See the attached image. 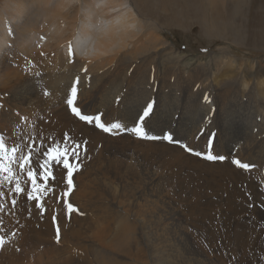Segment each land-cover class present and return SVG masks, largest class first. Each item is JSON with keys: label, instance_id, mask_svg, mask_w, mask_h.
I'll list each match as a JSON object with an SVG mask.
<instances>
[{"label": "bare ground", "instance_id": "bare-ground-1", "mask_svg": "<svg viewBox=\"0 0 264 264\" xmlns=\"http://www.w3.org/2000/svg\"><path fill=\"white\" fill-rule=\"evenodd\" d=\"M138 2L0 0V141L9 151L18 147L15 163L9 164L7 159L0 163L9 165L12 180H27V186L21 189L34 193L32 202L23 199L24 206L32 210L26 216L24 207H20L26 194L15 193V185L4 180L6 173L0 172V205H4V197L19 195L16 213L11 210L15 217L0 215V221L17 220L20 225L13 227L15 233L0 225V236L4 237L0 264H126L124 258L139 264H145L148 258L152 263L162 262L167 254L153 257L142 250V240L146 241L148 234L144 238L146 233L141 229L152 216L156 227L151 231L149 228L153 238L148 242L181 243L193 264H216L202 252L208 243L201 232L213 251L221 244L237 258L232 261L228 257L227 261L224 256H216L220 264H246L250 262L245 256L248 254L264 259V210H252L257 219L249 223L245 233L241 232L245 237L242 248H231L238 245L236 234L242 225L234 217L247 208L239 189L240 172L232 159H240L249 167L264 164V94L258 93L262 106L257 107V115H246L244 119L237 116L236 106L246 85L242 84L241 90L240 83L233 84L231 77L228 83L223 77L226 84L216 88V77L209 80L203 76L199 81L207 83L201 85L199 98H192L189 86L202 73L198 66L202 59L188 58V54L175 51L167 43V54L178 61L159 60L164 48L157 47L155 21L151 15H144ZM253 65L247 60L237 67L243 71L246 67L250 73ZM24 79L32 87L21 85ZM73 83L77 95L69 106ZM156 83L153 92L151 87ZM211 87L216 89L215 99L210 90L212 101L202 104V89ZM152 95L157 96V102L145 127L159 139L96 128L112 123L133 127ZM26 99L37 100L36 107L23 106ZM73 106L90 116L91 122L75 119L69 112ZM243 120L245 123L240 122ZM202 130L207 131L201 134ZM18 131L25 135L33 131V136L36 133L41 148H34L29 139L25 146L17 143ZM166 133H171L173 139L180 138L189 151L162 139ZM194 136L199 140L196 145H192ZM27 146L35 149L32 152L40 163L47 159L43 152L48 147L58 152L67 150L70 163L72 153H77L82 167L70 185L64 181L65 170L60 173L55 168L50 170L58 181H45L41 172H47L37 170L35 159L31 166L26 163L23 170L19 168V157L29 152ZM215 147L217 157L223 159L207 161L195 156L209 149L212 152ZM29 171L34 172L35 185L30 184ZM255 187L250 186L258 195ZM207 189L219 197L217 202L201 201L210 196ZM65 200L71 208L65 206ZM37 204L45 210L43 217ZM52 224L59 229V240ZM218 236L222 240L217 244Z\"/></svg>", "mask_w": 264, "mask_h": 264}, {"label": "rangeland", "instance_id": "rangeland-1", "mask_svg": "<svg viewBox=\"0 0 264 264\" xmlns=\"http://www.w3.org/2000/svg\"><path fill=\"white\" fill-rule=\"evenodd\" d=\"M130 1H132V2L139 1L138 2L140 5L139 7L142 10V12L144 13V15L147 17H149L151 15V18L155 21V29L154 30H156V31L155 32L153 31V34H155V36L159 38L156 41V42H158L157 43L158 46L157 45L156 46L159 49H160V47L164 48V50H162L163 51L162 55L159 54L160 55L159 60H161L162 62H170V63H173V62L176 63L178 61V59L175 58L174 56L169 57V55L167 54L168 50H166V47L169 46L168 44H170V46L172 45L173 49L175 51L178 50V52L188 54L187 55L188 58L199 57L200 59H202V63L198 65L199 67L201 66L202 73L199 74L200 75V76H198L199 79L196 80L193 84H191L189 86V92L191 93L192 98H199L200 89L202 88L201 85H204L205 83H207V81H203L202 83L200 82L202 80L203 76H206L207 79H209V80H211L212 77H216L215 79L213 78L215 80V83L214 82L213 83L216 86V88H221L220 85L228 83L229 77H231L233 84H236L237 82L240 83L239 84L240 89L242 87V84L246 85L245 89H243V90L241 89L242 90L241 91L242 100L239 101L237 106H236L237 116L244 119L246 115H249V116H254V115L256 116L257 115V113H258L257 107L262 106L260 103L261 98L258 96V93L264 94V0H130ZM144 7H147V8L145 9ZM146 10H147V12H146ZM145 16H139V17H145ZM152 36H153V39L156 38L154 35H152ZM160 43H161V45H160ZM166 44H167V46L165 47ZM50 55L52 56V54H50ZM48 57H49V55L46 56L47 59H48ZM247 60L254 64L253 65L254 67L252 68L253 70L251 69L250 73H247L248 68L246 69V67H244V71L237 67L239 64H242V63L246 64ZM214 61H215V64H212V63H214ZM225 62H226V64H225ZM123 64H124V66L129 65L130 68L134 67V65L132 63H129V64L123 63ZM166 64L167 63H164V66ZM222 64L227 66L228 68L224 67V66L222 67ZM215 68H217V71H215ZM220 68L222 70H220ZM207 69H209V70H207ZM41 71H43V70H41ZM45 72H47V70H44V73ZM225 72H228V74ZM224 73L229 75V76L228 77L225 76ZM214 74H215V76H213ZM223 77L228 78L226 80V83H225L226 78L224 79ZM221 78L223 79L224 82L221 81ZM250 78H252V79H250ZM26 79H24V81L23 80L20 81L21 85H23L25 87H27V85L31 86V82L30 81L27 82ZM244 80H246V81H244ZM217 84H219V85H217ZM21 85H19V86H21ZM156 85H157V83L154 86L152 85L153 88L151 87V90L153 92H155L157 89ZM214 87H211L207 91L202 89L201 93L202 94L204 93L201 100H200V102L202 104L206 105V103L208 101H210V100L212 101V94H211L210 90L213 91V100L215 99L214 95H215L216 89ZM205 96L207 97V99H205ZM151 98L147 102V104L154 102V106H155L156 102H157V101L155 102V100H157V96L152 95ZM36 101L31 100V102L30 101L28 102V100L26 99L25 103H23V106L31 105V107L34 106V108H35L37 105ZM32 103H34L35 105H33ZM144 108H142V111ZM142 111H141V114H142ZM69 112L72 115V112L71 111H69ZM73 116H75V115H73ZM74 118L75 119L77 118V120H79V118L76 116ZM93 121L95 122L96 120H93ZM82 122H87V121H82ZM240 122L245 123V120L240 121ZM95 126L99 130H103V128L100 127L99 125L98 126L95 125ZM32 132L27 133L25 135V134H23L22 131H18L16 134L18 137V140L16 142L25 146V144H26L25 141H27L29 139V141H32L31 144L34 146V148L40 149L41 148V141H39L38 135L35 133L33 136ZM254 133H256V131H254ZM1 135L3 136L4 133H2ZM19 136H22V138ZM0 140H1V136H0ZM176 140L180 141V143H179L180 145L175 143V142H173V143L168 142V143L178 146L180 149L185 150V152L189 151L187 149V147L185 146V144L182 143L180 138L174 137L173 141H176ZM197 140L195 139V136H194L192 139V141H193L192 145H196L199 141V140L198 141ZM214 144H215V139L213 140V145ZM29 147L31 148L32 151H35V149L31 146H27V147H25V149L28 150ZM82 149L83 150L85 149L84 145L82 146ZM215 149H217V147L213 148L212 152L210 151V149L208 150L210 155L208 152H205L204 154H201V155H195V154L194 155L197 156L198 158H204L206 160L207 159L212 160V159H209L208 157H215L214 159L219 160V157H217L219 155V153ZM238 160H239L238 161L239 164L235 163V165H236V167L238 166L237 170H239V172H240V176H239V183H240L239 186L240 187H239V189L241 190V196L245 199V201H243L242 203H243V205H245V203H246V207L249 210H246L247 209L246 208L245 211L238 213V215H236L234 217V219L237 220L238 222L242 223V225L238 229L239 233L236 234V237L238 239V245H231L232 249L237 248V247L242 248V244H243V241L245 240V237H244V235L241 234V232L245 233L247 231V229H249L250 224H252L253 221L255 219H257L256 215L252 214V210L257 209L261 213L264 210V202H263L264 201V170H263L264 164H261V165L258 164L257 166L248 167V168H241L240 165L245 164V163L241 162L240 159H238ZM232 161L234 163V161H237V159L234 158V160L232 159ZM77 163L80 166L78 169H77V167H75V165L77 166ZM75 165L73 166L74 167L73 168V175L71 177L67 178V170L64 171L65 183H67L68 179H71V181H72L75 173L77 171H79V169H81V167H82V164H80L79 161H77L75 163ZM52 170H53V168H52ZM250 170H252V173H254V174H251ZM53 173H54V171H53ZM256 173H258V174H256ZM257 178L261 182H259ZM251 179H252V181H251ZM26 181L27 180L24 177H19L18 179L12 180L10 185L13 184L16 186V184L18 183L20 185V187L23 188L24 186H27ZM245 181H247V182H245ZM250 181L255 183V184L250 183ZM30 184H33L32 181H30ZM4 185H8V184H4ZM251 185L257 186L255 188H256V191L258 192V195H254L252 193V190L250 188ZM257 188H259V189H257ZM56 189H58V188H56ZM207 191H208V189H207ZM22 192L24 194H26V196H24V197L22 196L20 207H24V212H25V215L27 216L29 214V212L30 213L32 212V210L31 209L29 210L30 207L27 208L26 206H24V203H26V201H24L23 199L28 200L30 202H32V200L28 199V197H27L28 192L27 191L24 190ZM32 194L34 195V193H32ZM208 194L210 195L208 198H205V199L202 198L201 199L202 202L204 201L203 203H206L208 200L212 201V202H214V201L217 202L219 200V197L217 195L211 193L210 191H208ZM172 195H174V194H172ZM17 197L19 198V195H16V197H15V195H9V197H4L3 199H1V201L4 205H0V215H2L4 217L10 216V215H12V216L15 215V213L18 209V207L16 206V200L18 199ZM65 197L67 198V194ZM56 199H57L56 203L59 202L58 194H56ZM253 199H254V203H252ZM13 201H15V203H13ZM237 201L240 202L241 198H239V200H237ZM66 202H67V200H65V204H66L65 206L67 208H71V207H69L70 204L68 202L67 203ZM56 203H54L53 206L56 205ZM249 205H251V207H249ZM260 205H261V207H260ZM11 210H14L15 213L14 212L11 213ZM40 212H41L40 217H43V215L45 214V210L43 209L42 206L40 208ZM65 214H67V213H65ZM77 214H78V212H77ZM69 215H70V212H69L68 216ZM51 217L56 218L54 216V214ZM205 218L203 219V221L205 220ZM240 219L241 220L244 219V220L240 221ZM144 220H146V219H144ZM147 220H146V223L143 224V228L141 229L143 232L146 233L144 238L148 234V238L146 239V241L142 240L143 241V249L142 250L145 251L148 256L152 255L153 257L154 256L164 257L165 254H167V255L165 256V261L152 263L150 261V259L148 258L147 262L145 264H193V261L188 259L185 256V254L182 250L181 243L178 245L177 244L171 245L166 240H162L159 242L158 241L157 242H148V240L153 238L152 237L153 235L150 231L156 227V223L154 224L155 220H154L153 216L149 217V218L147 217ZM205 222L208 223L207 218H206ZM0 225L5 226V227H9L12 230H13V227H15V228L20 227L17 220L16 221L12 220L10 223L9 222L2 223L0 221ZM54 228L58 229V227L56 225L52 224L53 232L57 233V230H54ZM149 228H150V231H149ZM152 232H154V231H152ZM14 233H15V231H14ZM14 233H12V235H14ZM201 235H203L202 236L204 238L203 240L206 239L205 242H207L209 244V241H208L206 235L204 234V232L203 233L201 232ZM14 240H16L15 236H14ZM219 240H222V239H221V237L218 236V239L216 240L217 244L219 243L218 242ZM208 244L203 245L204 250L202 252L204 254H206L207 256H209L211 258V260L214 261L213 263L220 264L217 261L216 256H221V257L224 256L223 258H225L227 261L229 258L232 261H235V259H237L232 253H228V251L223 249L221 247V244H219V246H217L215 251H213L211 249V245H208ZM223 246H225V245H223ZM154 248H157L158 251L152 252V250ZM231 255L234 257H232ZM245 256L250 259L249 260L250 262H248L246 264H251L252 262H255L256 264H264V259H257V257L254 256V254H250V255L248 254ZM123 262H125L126 264H139V263H136L134 261L128 260L127 258H124Z\"/></svg>", "mask_w": 264, "mask_h": 264}, {"label": "snow or ice", "instance_id": "snow-or-ice-1", "mask_svg": "<svg viewBox=\"0 0 264 264\" xmlns=\"http://www.w3.org/2000/svg\"><path fill=\"white\" fill-rule=\"evenodd\" d=\"M69 54L71 55V49H69ZM86 71V69H85ZM77 95V86L76 83H73L71 86V97L67 99V105L72 106L74 104V99ZM207 99V97H205ZM154 108V102L148 103L147 106L143 109V112L141 115H139L138 120L135 122V125L131 128H124L120 123H112L110 127H106L104 125H99L100 127L103 128L105 132H112L115 134L116 132H129L136 136L137 138H143V139H159L160 137H156L154 135H150L148 131L146 130L145 127V122L148 117H150L152 110ZM71 112L79 118L81 121H88L91 122V117L88 115H83L81 114V111L76 108V107H71ZM99 117H97V120ZM207 131V130H202ZM212 138L214 139L216 136V133L213 131L211 133ZM162 139L165 141L172 143H180L179 140L173 141V135L171 133H166ZM18 151V147H12L11 150L9 151L3 141H0V152H3V156H0V160L2 159H7L9 161V164L15 163L16 162V154ZM43 156L47 157V159L43 162H39L38 156H36L35 153L32 152L31 148L29 147V152L27 155H23L19 157V168L23 170L25 168V164H29L30 166L33 163V159L36 160V163L39 164V169L37 170H44L47 172V175H44V172H41V177L45 181H58V176L53 173L50 169L55 168L57 172L63 173L64 170H67V177H71L73 175V167L72 163H76L79 160V156L77 153H72V163H70V158L68 155L67 150L58 152L55 149L48 147L47 150L43 152ZM209 159H214L215 157H208ZM219 159H223V157H219ZM234 163H238V161H234ZM241 168H248L249 165L247 164H241ZM79 168V164L77 163V169ZM0 172L6 173L4 176V180L8 181L11 183L13 173L9 167L8 164L0 163ZM27 176L30 180H32L33 185H35L36 181L34 179V172L29 171L27 173ZM67 183L70 185L72 183L71 179L67 180ZM35 190V189H34ZM15 193H21L24 191V189H21L20 185L17 183L15 188L13 189ZM27 197L29 200L33 199V194L32 192L27 193ZM15 203V201H13ZM37 208L40 207L39 204L36 205ZM71 207V206H69ZM251 207V205H249ZM55 219V218H54ZM57 239L59 240V229H57ZM4 243V237L0 236V245H3Z\"/></svg>", "mask_w": 264, "mask_h": 264}]
</instances>
